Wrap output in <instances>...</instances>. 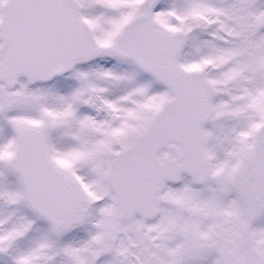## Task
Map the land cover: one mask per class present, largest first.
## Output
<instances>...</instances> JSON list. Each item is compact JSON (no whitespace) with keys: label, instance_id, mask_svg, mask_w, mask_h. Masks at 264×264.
Instances as JSON below:
<instances>
[{"label":"snow or ice","instance_id":"obj_1","mask_svg":"<svg viewBox=\"0 0 264 264\" xmlns=\"http://www.w3.org/2000/svg\"><path fill=\"white\" fill-rule=\"evenodd\" d=\"M0 264H264V0H0Z\"/></svg>","mask_w":264,"mask_h":264}]
</instances>
